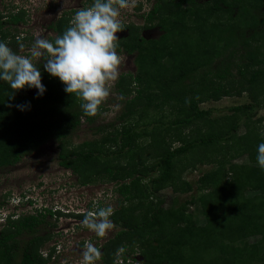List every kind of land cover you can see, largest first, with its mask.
I'll use <instances>...</instances> for the list:
<instances>
[{
    "label": "trees",
    "instance_id": "1",
    "mask_svg": "<svg viewBox=\"0 0 264 264\" xmlns=\"http://www.w3.org/2000/svg\"><path fill=\"white\" fill-rule=\"evenodd\" d=\"M24 15V8L0 10V40L21 42L6 27L25 21ZM68 21L61 18L51 27L61 35L70 26ZM155 27L162 32L157 38L142 37L140 28L133 27L120 39L118 50L135 55L136 71L116 79L126 110L118 116L119 125L116 121L97 126L103 132L113 127L100 139L72 146L71 133L82 123H95L106 107L102 104L96 115H86L81 101L66 93L65 85L42 63L47 89L43 96L25 88L9 97L14 90L0 81V168L56 141L60 164L81 184L114 183L109 197L116 195V206L103 204V198L96 207L76 213L84 219L95 208L112 207L109 218L121 228L102 246L105 264H264V170L256 160L264 136L251 127L244 135L236 134L241 120L251 121L256 106L264 107V0H157L144 25L147 30ZM249 29L253 31L248 33ZM246 91L253 100L231 108L240 120L227 131L215 125L214 109L202 106ZM29 102L24 111L16 107ZM166 106L181 115L168 123L155 118ZM140 114L150 121L141 124ZM198 123L209 130L189 138L181 134ZM159 125L167 133L174 129L183 144L162 147ZM144 136L151 137L148 145L142 143ZM236 137L238 153L246 154L248 161L227 167L225 156L219 157L200 177L201 192L191 203L200 207L202 222L188 210L189 203L166 206L161 191L167 186L176 192L192 191L189 181L177 180L176 158L197 148L207 150L206 156L215 155L221 140L235 142ZM54 214L47 207L7 214L0 224V264H58L53 247L41 250L54 233L49 227L41 234L40 227ZM254 236L257 239L251 242ZM121 247L125 251L119 253ZM134 253L141 255L140 262L130 258Z\"/></svg>",
    "mask_w": 264,
    "mask_h": 264
},
{
    "label": "rangeland",
    "instance_id": "2",
    "mask_svg": "<svg viewBox=\"0 0 264 264\" xmlns=\"http://www.w3.org/2000/svg\"><path fill=\"white\" fill-rule=\"evenodd\" d=\"M156 1L129 0V6L121 9V19L124 28L131 29L138 27L140 28L142 37L148 39L159 37L162 32L157 27L149 30L144 28L145 16L153 8ZM90 5V0H0V10L5 13L11 11L17 12L19 10L18 7L26 9L24 17L27 22H20L16 26H8L10 24L7 23L8 27L6 28H10L11 33L21 37V42L19 43H12L11 39H8V45L13 50L19 52V45L21 43L26 46V37L22 39L23 35L31 36L35 34L33 37L39 35L51 40L50 37L59 35L50 25L58 23L61 18H67L70 24L75 11ZM7 9L8 12L6 11ZM125 31L129 33L128 30ZM247 31L249 33L253 30L249 29ZM124 32L117 33L120 39L127 36V32ZM29 36L27 37L29 38ZM120 41H118L119 45ZM24 51L26 53L27 49H24ZM117 51L122 57L119 66V76L123 72H135V55L125 53L124 51ZM233 58L236 63L240 61L238 55H234ZM219 60H216L217 62L214 64V67L219 64ZM41 63L43 64V59L38 58L37 64L40 66ZM233 73L238 75L236 74V69H233ZM110 84V95L102 103L106 107L105 111L95 123L91 125L82 123L79 128L71 133L70 140L72 141V146L86 140L100 139L103 135L107 134L108 130H113V127L107 126L104 132L100 131L97 129L99 125L116 123V121L117 125L121 123L117 119L119 114L126 110L122 102L124 99L118 92L116 80L111 81ZM252 100L250 93L246 91L241 95L224 96L221 100L207 101L202 106L214 109L211 118L214 120L215 125L227 131L232 127L234 121L238 120L234 117L235 111L231 108L244 103H250ZM258 107L257 105L255 115L251 121L245 118V120L240 121L239 128L236 132L237 137L244 135L250 127L264 133V107ZM181 113L171 108V106H166V108L159 111L157 116L155 115V118H159L160 121L168 123L177 118L178 114L181 115ZM149 117L152 119L153 114L150 113ZM137 118L141 120V124L150 121L147 116L141 117V114ZM162 126L159 125L158 127L162 131L161 134H158V138L162 142V147L171 145L173 149L183 144L182 140H177V132L174 129V131L171 130L170 133H167L166 128L162 129ZM207 130L209 129L206 125L198 123L188 126L180 132L183 136L189 138L194 132L199 131L201 134H204ZM172 132L174 133L172 134ZM237 137L234 139L235 142L221 140L215 146L217 149V154L215 155L206 156L205 153L207 150L197 148L176 158V174L180 178L177 180L189 181L192 184V191L185 193L176 192L173 190V186H167L161 191V194L166 199V206L169 207L174 203L175 205L189 203L188 210L195 212L200 222H202L203 218L200 217L201 215L199 213L200 207L197 203H191L195 201V196H198L201 192L199 189L200 177L216 164L219 157L225 156L226 162L228 163L226 165L227 167H229V163H244L248 161L246 154L239 155L238 153L240 146L238 144L239 142H236ZM150 142V136H144L142 139V143L145 145H148ZM59 152L60 148L57 142L48 141L38 149L25 155L18 163L0 168V217L4 218L9 213L18 215L20 213L36 212L43 207L52 209L55 214L49 218L46 224L39 227L41 229L40 233H45L51 229L54 236L51 240L44 242L41 250L47 251L53 247L54 257L58 261V264H82V252L86 244L92 243L96 247H100L99 250L102 255V246L108 239L114 237L121 227H118L113 222L114 228L109 230L105 236L99 237L93 230L85 227L81 223L83 219H80L76 213L89 210L91 205L96 207L103 198L105 199V203L103 202V204H109L113 207L116 206V195L114 194V196L111 195L109 197L115 184L112 182L81 184L79 178L71 169H67L60 164ZM141 153L142 150H140L139 154ZM92 211L96 212V208ZM3 218L0 219V224L4 222L2 221L4 220ZM53 222L57 223V225L53 226ZM23 236L27 237L28 235L24 234ZM256 239V236L250 238L251 242ZM130 258L136 263L142 259L139 253H134ZM95 264H105L102 256L95 261Z\"/></svg>",
    "mask_w": 264,
    "mask_h": 264
},
{
    "label": "clouds",
    "instance_id": "3",
    "mask_svg": "<svg viewBox=\"0 0 264 264\" xmlns=\"http://www.w3.org/2000/svg\"><path fill=\"white\" fill-rule=\"evenodd\" d=\"M128 6L129 0H116L115 3L114 0H92L90 6L75 11L70 26L54 39L27 35L34 41L26 53L24 44L19 45L18 52L7 41L0 40V81L8 82L14 90L9 97L14 98L16 91L25 88L36 89L38 97L44 95L47 89L37 64V59L42 58L43 69L59 78L66 93L74 94L81 101L84 113L96 115L110 95V82L119 76L122 57L117 51L120 40L117 33L124 29L121 9ZM27 36L23 35L22 39ZM29 106L30 102L16 105L21 111ZM256 160L264 170V142L257 146ZM112 214L111 206L102 207L85 215L81 223L103 237L114 228L109 218ZM124 251L123 247L118 250L119 253ZM100 256L101 251L88 243L82 252V264H95Z\"/></svg>",
    "mask_w": 264,
    "mask_h": 264
},
{
    "label": "flooded vegetation",
    "instance_id": "4",
    "mask_svg": "<svg viewBox=\"0 0 264 264\" xmlns=\"http://www.w3.org/2000/svg\"><path fill=\"white\" fill-rule=\"evenodd\" d=\"M21 8H23V7H21ZM18 9H20V8L18 7ZM24 9H25V8H24ZM25 10H26V9H25ZM25 20H26V19H25ZM25 22H27V21H24V22H21V23H25ZM18 24H19V23H18ZM50 26H51V25H50ZM124 30H128V31H129L128 28H124L122 32H124ZM125 32H127V31H125ZM125 32H124V33H125ZM121 35H122V34H121ZM128 35H129V33L127 32V36H128ZM127 36H126V37H127ZM118 37H119V35H118ZM33 40H34V39H29V38L25 40V44H26V46H25V47H26L25 50L28 49V48L31 46ZM117 50H118V49H117ZM119 51H123V50H119ZM125 53H126V52H125Z\"/></svg>",
    "mask_w": 264,
    "mask_h": 264
}]
</instances>
